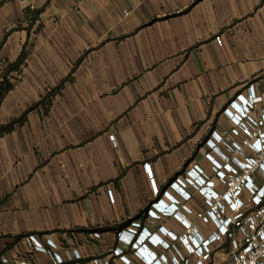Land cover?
Here are the masks:
<instances>
[{
    "label": "crops",
    "instance_id": "obj_1",
    "mask_svg": "<svg viewBox=\"0 0 264 264\" xmlns=\"http://www.w3.org/2000/svg\"><path fill=\"white\" fill-rule=\"evenodd\" d=\"M218 34L222 46L214 40ZM32 36L30 55L22 47ZM13 43L14 52L3 59L12 62L25 53L18 75L30 58L55 67L58 84L63 81L55 97L65 88L80 91L85 105H96L97 116L113 123L110 133L117 145L98 130L82 141L74 161L86 170L87 184L114 183L120 192L114 201L106 194L91 195L80 206L82 213L65 221L66 228H94L91 242L82 237V250L88 245L106 253L124 247L117 233L127 219L140 221V230L150 231L152 239L163 236L160 226L183 232L175 217L153 219L148 211L160 199L162 207L169 202L163 192L176 195L169 185L180 169L198 164L208 170L203 155L210 148L202 145V137L228 125L223 109L237 93L262 84L264 0H0V47ZM21 134L15 129L0 133V151L9 155L18 149ZM31 144L49 145L39 139ZM193 201L194 209L201 206ZM94 231L101 237L92 238ZM20 239L1 241L0 264H53L51 255L32 244L31 255L22 253ZM146 244L142 249L160 251ZM55 249L49 250L62 254ZM136 249L129 254L135 264ZM111 256L112 264H125ZM63 263L92 264L83 258Z\"/></svg>",
    "mask_w": 264,
    "mask_h": 264
},
{
    "label": "rangeland",
    "instance_id": "obj_2",
    "mask_svg": "<svg viewBox=\"0 0 264 264\" xmlns=\"http://www.w3.org/2000/svg\"><path fill=\"white\" fill-rule=\"evenodd\" d=\"M34 41L35 36H32L22 47L30 55L33 54ZM14 44L10 47H0V67L5 60L10 61L9 58L3 57L12 55L16 48ZM29 61L26 63L25 73L18 75L14 72L10 76L15 87L7 94L0 107V124L9 123L32 108L22 122L15 125V130L23 132L19 138L21 146L18 149H10V156L0 151V256L1 241L9 240V243H15L16 237L22 235L18 249L25 255H31L28 251L29 240L30 236H33L37 246L40 248L41 243L48 255L52 256L53 264L72 263L79 258L87 259L92 264H95V259L101 264H112L111 253L117 247L102 253L100 249L96 252L93 249L90 251L87 245L84 251L80 248L82 237L86 236L91 242L88 237L90 231H81L80 227L66 228L65 221L71 219L74 213L81 214L80 206L91 195L106 194L110 201H114L120 192L116 191L114 183L107 182L102 186L87 184L86 170L82 163L74 161L81 153L82 141L98 130H101L102 134L109 133L111 141L113 136L115 141L112 142L117 145L115 134L110 133L113 123L109 124L105 119L98 117L96 105H85L80 91L77 90L70 91L65 88L55 97L61 87L48 100L42 101L44 96L60 84L57 69L48 65L42 67L31 58ZM41 101L43 103H40ZM204 137L202 145L204 142L206 145L210 136L207 139ZM37 139L49 143L48 148L33 146L32 141ZM157 150L160 151V148ZM158 155L161 156L162 153L153 155L152 160ZM203 157L208 160L210 158L207 153H204ZM187 170L180 169L174 180L184 175ZM156 190H160V187L153 186L154 194H158ZM193 200L194 196L185 202L191 210L194 209ZM186 216L194 222L193 214L187 213ZM32 232L36 234H30ZM91 236L98 239L101 233L94 231ZM123 244L124 247L120 246L123 254L117 255L121 261L124 260L122 255L129 258L133 247ZM49 249H55L62 254L56 256Z\"/></svg>",
    "mask_w": 264,
    "mask_h": 264
},
{
    "label": "built area",
    "instance_id": "obj_3",
    "mask_svg": "<svg viewBox=\"0 0 264 264\" xmlns=\"http://www.w3.org/2000/svg\"><path fill=\"white\" fill-rule=\"evenodd\" d=\"M214 40L223 45L222 35ZM223 115L228 125L213 130L206 140L210 170L195 164L171 182L176 195L166 193L167 204L162 207L160 199L149 209L153 219L161 215L175 217L183 225V232L160 226L163 236L152 239L150 231L140 230V221L119 231L122 243L128 244L132 236L142 234L144 238L149 235L153 246L159 248L142 249L147 245L139 241L133 253L137 264H264V80L257 87L250 84L237 93L224 107ZM111 139L115 141L113 136ZM145 168L156 188L149 164ZM193 196L201 206L191 210L185 202ZM187 213L193 214L200 225L190 221ZM29 242L36 250H46L41 243L40 248L37 246L33 236ZM121 254L123 249L117 247L111 255ZM121 258L125 264H135L125 255ZM94 261L101 264L98 259Z\"/></svg>",
    "mask_w": 264,
    "mask_h": 264
},
{
    "label": "trees",
    "instance_id": "obj_4",
    "mask_svg": "<svg viewBox=\"0 0 264 264\" xmlns=\"http://www.w3.org/2000/svg\"><path fill=\"white\" fill-rule=\"evenodd\" d=\"M39 12V11H38ZM37 12V13H38ZM33 18V17H31ZM25 57V53L22 52L20 57L18 59H16L15 61H5V63H3V65L0 67V107L5 99V97L7 96V94H9L15 87V83L13 81H11V75L14 72H18L20 70V66L23 62V59ZM63 86V81L56 87L54 88L51 92L48 93V95L44 96L42 101L48 100L49 97L55 93H57L61 87ZM40 103H43V102ZM30 110H32V108H29L26 112H24L20 117L13 119L12 121H10L9 123L6 124H0V133L2 132H6V131H12L15 129V125L17 123H21L22 120L24 119V117L26 116V113H28ZM177 176V174H174L173 177L171 178V180ZM130 222V219L125 220L123 223H121L119 225V227H126ZM79 230L81 231H92L93 229H86V228H80ZM96 230H102L100 228H97ZM30 234H36V232H32ZM22 237V235L17 236V239H20ZM228 242H225V245L227 246ZM81 259V258H79Z\"/></svg>",
    "mask_w": 264,
    "mask_h": 264
},
{
    "label": "clouds",
    "instance_id": "obj_5",
    "mask_svg": "<svg viewBox=\"0 0 264 264\" xmlns=\"http://www.w3.org/2000/svg\"><path fill=\"white\" fill-rule=\"evenodd\" d=\"M242 105V107H244V104L242 103L241 104ZM167 192H165L164 194H165V196L167 197V194H166ZM146 230H144V228H143V232H145ZM142 232V233H143ZM150 238H152V237H150ZM150 238H149V235H147L145 238H144V236L142 235V234H140V235H134V236H132V238L130 239V242L128 243V245H132L133 246V248H135L134 247V245H138L139 244V241L143 244V245H147L146 244V241L147 242H150L151 244H152V242H151V240H150ZM153 245V244H152Z\"/></svg>",
    "mask_w": 264,
    "mask_h": 264
}]
</instances>
